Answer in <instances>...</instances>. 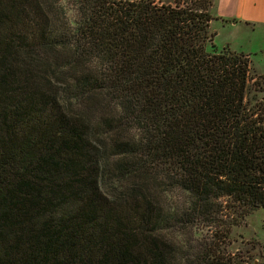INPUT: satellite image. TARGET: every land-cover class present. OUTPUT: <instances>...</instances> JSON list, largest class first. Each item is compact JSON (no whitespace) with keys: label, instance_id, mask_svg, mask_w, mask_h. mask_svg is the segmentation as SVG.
I'll return each mask as SVG.
<instances>
[{"label":"trees","instance_id":"1","mask_svg":"<svg viewBox=\"0 0 264 264\" xmlns=\"http://www.w3.org/2000/svg\"><path fill=\"white\" fill-rule=\"evenodd\" d=\"M211 20L0 0V264H237L221 234L264 212V99Z\"/></svg>","mask_w":264,"mask_h":264},{"label":"rangeland","instance_id":"2","mask_svg":"<svg viewBox=\"0 0 264 264\" xmlns=\"http://www.w3.org/2000/svg\"><path fill=\"white\" fill-rule=\"evenodd\" d=\"M173 1L188 6L193 5L196 8L203 6L208 14L209 6L213 2V0H154L157 5H172ZM208 31L212 33L209 28ZM226 40L230 43L231 48H241L245 53L251 49L248 51L250 52L248 56L243 55L247 56L249 60L250 77L257 79V86L260 88L257 92L251 90V94H254L257 99H264V41L259 43L254 39L236 37V35L229 36L226 30H220L214 39V47L220 50ZM259 44H261V48ZM229 229L227 234H221L224 255L234 256L237 264H264V212L260 209L252 210L243 216L237 225L231 226ZM205 233L208 232L203 228L201 234Z\"/></svg>","mask_w":264,"mask_h":264},{"label":"crops","instance_id":"3","mask_svg":"<svg viewBox=\"0 0 264 264\" xmlns=\"http://www.w3.org/2000/svg\"><path fill=\"white\" fill-rule=\"evenodd\" d=\"M209 14L212 20L208 28L214 34L212 40L214 46V39L220 30H226L229 36L236 35V37L254 39L259 43L264 41V0H213L209 6ZM259 45L261 48V44ZM230 46L226 40L221 47H227L232 52L247 56L250 53L248 51H251L249 49L245 53L241 48L236 49Z\"/></svg>","mask_w":264,"mask_h":264}]
</instances>
